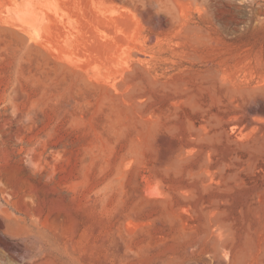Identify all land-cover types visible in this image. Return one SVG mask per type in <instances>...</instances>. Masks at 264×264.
<instances>
[{
    "label": "rangeland",
    "instance_id": "1",
    "mask_svg": "<svg viewBox=\"0 0 264 264\" xmlns=\"http://www.w3.org/2000/svg\"><path fill=\"white\" fill-rule=\"evenodd\" d=\"M0 264H264V0H0Z\"/></svg>",
    "mask_w": 264,
    "mask_h": 264
}]
</instances>
